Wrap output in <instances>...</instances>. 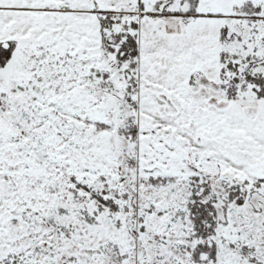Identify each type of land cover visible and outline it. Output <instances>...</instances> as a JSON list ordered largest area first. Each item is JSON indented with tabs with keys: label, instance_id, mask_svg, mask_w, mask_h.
Listing matches in <instances>:
<instances>
[{
	"label": "snow or ice",
	"instance_id": "obj_1",
	"mask_svg": "<svg viewBox=\"0 0 264 264\" xmlns=\"http://www.w3.org/2000/svg\"><path fill=\"white\" fill-rule=\"evenodd\" d=\"M0 264H264V0H0Z\"/></svg>",
	"mask_w": 264,
	"mask_h": 264
}]
</instances>
